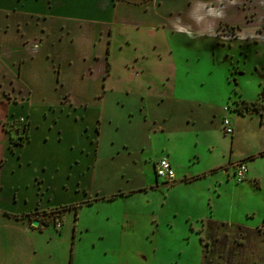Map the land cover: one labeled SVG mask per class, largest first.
<instances>
[{"label":"rangeland","instance_id":"1","mask_svg":"<svg viewBox=\"0 0 264 264\" xmlns=\"http://www.w3.org/2000/svg\"><path fill=\"white\" fill-rule=\"evenodd\" d=\"M190 1L192 5L185 10L183 20L172 21L173 29L168 26L171 17L159 12L166 2L154 5L158 11L154 10L157 13L153 17L158 26L167 27H160L153 36L145 38L140 49L144 54L141 69L125 71L124 66L135 51L117 49L111 60L114 74L108 78V84L116 88L107 96L110 101L127 90L143 92L141 96L148 108L144 111L149 115L134 116L131 111L124 120H132L133 125L146 132L152 153L160 152L157 154L160 156L167 149L176 151V177L167 182L157 179L159 187L133 195L123 203H97L80 209L73 264H264V155L259 154L264 149L253 160L248 161L246 156L250 171L241 181L235 175L239 161H233L240 151L264 146V8L248 4L250 9L244 12L245 16H231L226 0ZM248 5L238 4L243 8ZM230 19L238 22L230 23ZM101 61L92 68L94 75L88 82L91 88L96 87L97 75L103 68ZM97 85H101L100 78ZM126 85L130 90L124 89ZM70 91L75 96H84L78 84H72ZM244 102L254 103L260 110L245 108L239 113L238 107ZM223 106L226 112L229 108L244 115L231 113L234 137L241 133L239 141L229 135L234 133V127L232 133H226L223 123L220 125L221 116L226 113ZM198 114L202 117L195 119L197 129L189 128L187 118H192V124ZM151 116L169 117V131L150 120ZM46 119L50 127L40 126L34 133L32 149L38 150L45 141L44 149L65 151L67 146L55 139V119L51 115H46ZM59 123L66 129L68 125L70 132L74 130L65 117ZM3 125L14 132L20 128L16 121L12 125L3 121ZM21 130L24 137L18 134L12 138L13 143L21 144L28 137V123ZM251 132L252 139L247 136ZM133 145V152L141 159V145L138 142ZM157 155L147 156L146 163L143 161L139 168L149 184L156 175L152 161ZM18 165L23 169L18 170ZM40 165L38 161L27 167L18 161L16 153L8 158L5 176L21 185L18 193H26L27 205L37 196L38 186L32 179ZM51 178L57 192L54 194L64 196L56 183L59 176ZM92 184L97 185V181ZM103 186L109 187L104 183ZM6 193L10 194L4 195L3 202L9 204L15 195ZM89 196L86 201L92 202L95 196ZM27 205L15 203L18 209ZM124 210L130 212L126 222ZM37 211L31 216L45 217L47 225L51 224L46 229L56 228L60 232L63 225L52 224L55 215L63 218L66 212L61 205L57 210ZM73 219L74 216L67 215L63 227L71 234ZM83 225L87 229L81 233ZM122 234L125 247L120 243ZM99 235L104 237L99 239Z\"/></svg>","mask_w":264,"mask_h":264},{"label":"crops","instance_id":"2","mask_svg":"<svg viewBox=\"0 0 264 264\" xmlns=\"http://www.w3.org/2000/svg\"><path fill=\"white\" fill-rule=\"evenodd\" d=\"M186 1L0 0V264H73L72 251L77 240L76 222L80 220V209L97 203H123L133 195L159 187L156 175L149 184L139 168L143 161L146 163L147 156L153 157L160 152L152 153L153 147L146 132L133 125L132 120H124V116L130 117L131 111L135 112L134 116L149 115L144 111L146 102L144 96H141L143 92L140 89L130 92L127 90L130 86L126 85L124 89L127 93L119 94L110 101L107 96L114 93L116 88L112 83L108 84V78L114 74L111 60L117 49L135 51L129 63L124 66L125 71L141 69L144 54L140 49H143L145 38L153 36L160 27H167L158 26V21L153 17L158 11L154 5L166 2L159 12L171 17L168 26L173 29L175 22L172 21L179 18L183 20L185 10L188 11L192 5L190 0ZM245 3L264 8V0H226L231 16H245L244 12L250 9L249 5L245 8L238 6ZM237 22L230 19V23ZM100 61L103 68L97 75L96 87L91 88L88 82L94 75L92 68ZM107 61L110 63L108 73ZM99 78L100 87L97 85ZM72 84H78L84 96L73 95L70 91ZM227 112L221 116L220 125L223 117H228L234 127V133L229 135H233L231 138L235 142L239 141L241 133L238 132L234 137L235 125L231 119V113L237 112L229 108ZM46 115L55 119V139L67 146L65 151L44 149L45 141L39 144L38 150L32 149L34 133L40 126L50 127ZM62 117L67 118L68 124L74 129L72 132L68 125L66 129L59 123ZM201 117L198 114L192 124V118H187V126L197 129L195 119L200 120ZM150 120L169 131V117L157 119L151 116ZM3 121L6 125L16 121L20 128L15 132L7 130ZM27 123L28 137L21 144L13 143L12 138L18 134L24 137L21 129ZM248 135L251 139L254 136L253 132ZM135 142L141 145V159L132 150ZM263 149L264 146L240 151L233 161H240ZM13 153L27 167L30 164L35 166L38 161L41 163L32 179L38 186L37 196L28 205L26 193H18L21 185L17 182L14 184L5 176L8 158ZM234 153L237 151L234 150ZM154 157V170V162L160 157H166L176 173V151L167 149L165 154ZM233 161L230 156V162ZM16 167L18 170L23 169L20 165ZM248 169L245 177L250 171L249 163ZM56 175L60 179L58 181L56 178V183L65 192L60 198L54 194L57 192H54L56 187L51 178ZM96 181L97 185L92 184ZM103 183L109 187L103 186ZM6 192L15 195L9 204L3 202L4 195L10 194ZM117 193L121 194L109 198ZM88 196H95V199L87 202ZM17 201L27 206L18 209L15 206ZM71 203L81 205L76 210L66 209L62 220L56 215L63 225L60 232L56 228L47 230L51 224L47 225L45 217L31 216L37 210H57L60 205ZM67 215L74 216L72 234L70 230L63 229ZM123 217L125 222L128 221L130 212L124 210ZM35 220H38L37 225L33 224ZM86 229L83 225L80 232ZM98 237L102 239L104 236ZM120 239L121 245L125 247L123 234Z\"/></svg>","mask_w":264,"mask_h":264},{"label":"built area","instance_id":"3","mask_svg":"<svg viewBox=\"0 0 264 264\" xmlns=\"http://www.w3.org/2000/svg\"><path fill=\"white\" fill-rule=\"evenodd\" d=\"M223 127L226 133H232L233 132V126L228 117H223L222 120ZM155 174L158 177V179L162 178L165 182L169 180H173L176 177L175 170L166 157H160L155 163ZM248 171V164L245 161H239L237 164V168L235 170V175L239 180H242L246 173ZM54 222L57 227H60L62 225V222L57 216L54 217Z\"/></svg>","mask_w":264,"mask_h":264},{"label":"trees","instance_id":"4","mask_svg":"<svg viewBox=\"0 0 264 264\" xmlns=\"http://www.w3.org/2000/svg\"><path fill=\"white\" fill-rule=\"evenodd\" d=\"M108 71H109V65L107 66V73H108ZM245 108H247V110H249V109H254V110H260L259 108H257L255 105H254V103H249V102H244V104H242V105H240L239 107H238V112L239 113H243L244 112V110H245ZM263 116V115H262ZM260 121L262 122L263 121V117H261L260 118ZM26 127H27V125H26ZM260 155H264V151H261L260 153H259ZM256 154H252V155H250L249 157H248V159H253V158H256ZM245 160H247V159H245ZM245 160H243V161H245ZM119 194H114V195H112L111 197H109V198H115L116 196H118ZM81 205V203H71V204H67V205H63V206H61V209H64V210H66V209H77L79 206ZM58 209V208H57ZM71 263H72V261H71Z\"/></svg>","mask_w":264,"mask_h":264},{"label":"water","instance_id":"5","mask_svg":"<svg viewBox=\"0 0 264 264\" xmlns=\"http://www.w3.org/2000/svg\"><path fill=\"white\" fill-rule=\"evenodd\" d=\"M33 224H34V225H37V224H38V220H35V221L33 222Z\"/></svg>","mask_w":264,"mask_h":264},{"label":"bare ground","instance_id":"6","mask_svg":"<svg viewBox=\"0 0 264 264\" xmlns=\"http://www.w3.org/2000/svg\"><path fill=\"white\" fill-rule=\"evenodd\" d=\"M54 225H55V223H54ZM57 227V226H56Z\"/></svg>","mask_w":264,"mask_h":264}]
</instances>
